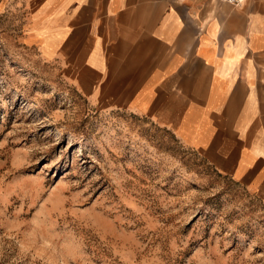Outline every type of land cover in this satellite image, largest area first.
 Wrapping results in <instances>:
<instances>
[{
  "label": "rangeland",
  "instance_id": "1",
  "mask_svg": "<svg viewBox=\"0 0 264 264\" xmlns=\"http://www.w3.org/2000/svg\"><path fill=\"white\" fill-rule=\"evenodd\" d=\"M0 0V264H264V201L80 95Z\"/></svg>",
  "mask_w": 264,
  "mask_h": 264
},
{
  "label": "crops",
  "instance_id": "2",
  "mask_svg": "<svg viewBox=\"0 0 264 264\" xmlns=\"http://www.w3.org/2000/svg\"><path fill=\"white\" fill-rule=\"evenodd\" d=\"M11 2L80 95L171 131L264 201V0Z\"/></svg>",
  "mask_w": 264,
  "mask_h": 264
},
{
  "label": "built area",
  "instance_id": "3",
  "mask_svg": "<svg viewBox=\"0 0 264 264\" xmlns=\"http://www.w3.org/2000/svg\"><path fill=\"white\" fill-rule=\"evenodd\" d=\"M225 3L231 4L233 6L240 5L244 0H222Z\"/></svg>",
  "mask_w": 264,
  "mask_h": 264
}]
</instances>
